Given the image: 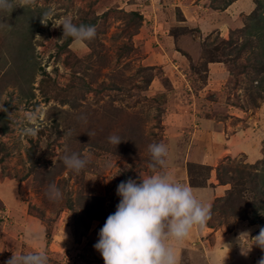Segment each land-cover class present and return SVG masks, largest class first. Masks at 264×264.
Returning <instances> with one entry per match:
<instances>
[{
  "label": "rangeland",
  "instance_id": "rangeland-1",
  "mask_svg": "<svg viewBox=\"0 0 264 264\" xmlns=\"http://www.w3.org/2000/svg\"><path fill=\"white\" fill-rule=\"evenodd\" d=\"M162 1L38 0L34 10L0 12V114L8 113V129L0 130V264L13 251H45L48 264H104L94 248L99 230L116 211L119 183L153 173L152 143L169 152L167 168L156 171L210 207L245 186L247 178L223 183L224 168L264 178V19L257 16L264 0ZM182 2L220 11L204 16L215 25L204 34L184 27L176 7ZM161 8L165 16L151 20ZM237 9L239 24L221 23ZM137 10L144 16L139 26L128 13ZM46 11L50 19L94 25L96 38L82 45L61 39L62 26L41 23ZM171 20L173 39H155V24ZM29 114L42 118L36 137L21 134ZM110 135L121 143L110 144ZM65 152L90 162L74 174L59 160ZM53 183L63 194L58 202L46 195ZM246 187L247 206L221 202L210 228H193L177 248L180 264H214L219 255L223 264H257L264 257L255 245L241 254V239L250 248L264 227L251 219L256 191ZM27 229L39 238H27Z\"/></svg>",
  "mask_w": 264,
  "mask_h": 264
},
{
  "label": "clouds",
  "instance_id": "clouds-1",
  "mask_svg": "<svg viewBox=\"0 0 264 264\" xmlns=\"http://www.w3.org/2000/svg\"><path fill=\"white\" fill-rule=\"evenodd\" d=\"M16 7L34 10L38 0H0V12H12ZM51 16L50 11L43 12L41 23L47 26L52 21L53 28L62 26L61 39L71 37L82 45L96 38L94 25H78L70 17L57 20L50 19ZM41 119L39 114L26 115L21 134L36 137L41 130L38 123ZM108 141L118 146L122 139L110 135ZM149 153L153 173L141 176L140 182L129 178L119 183L116 194L120 201L116 211L107 217L99 230V240L94 248L101 254L104 264H180L177 248L189 238L194 227L202 230L211 217V207L198 199L190 187L175 181L166 171H156L157 166L167 168L169 152L166 145L152 143ZM59 160L74 174H79L90 162L86 155L77 152L61 153ZM46 195L57 202L63 198L54 183L48 186ZM25 236L39 238V234L31 229L25 231ZM251 240V247L245 249L241 239L242 255L247 256L253 245L264 251V227ZM48 261L45 251L24 254L13 251L5 264H48ZM257 264H264V257Z\"/></svg>",
  "mask_w": 264,
  "mask_h": 264
},
{
  "label": "trees",
  "instance_id": "trees-1",
  "mask_svg": "<svg viewBox=\"0 0 264 264\" xmlns=\"http://www.w3.org/2000/svg\"><path fill=\"white\" fill-rule=\"evenodd\" d=\"M129 15H131V19H130V23L133 22L134 20L136 21L137 26L141 25L144 19V16L141 12L137 11H131L128 12ZM264 12H261L259 14H257L258 17H260L259 19H264V16L261 17V15ZM134 18V19H133ZM133 19V20H132ZM36 25V23H35ZM69 39H72L71 37H69ZM23 41H21L19 43V46H22ZM91 48L94 50V46L91 45ZM21 50V48H20ZM212 61V60H209ZM8 119V113L7 110H4L2 114H0V130L1 131H6L8 129V124L5 122V120ZM31 158H32V153H31ZM35 164V163H34ZM192 164V165H191ZM191 168L192 167H197L198 164L196 163H191ZM201 165V164H200ZM230 169L231 168H224V173H222L220 171L219 175V179H221V181H223V183H231L233 181V179L235 180L236 177H238L239 179H246L245 181V186L243 188H237L236 191L229 193L227 196H222L216 199V201L214 202V204L211 207V211H216L218 208L220 209V203L221 202H226L225 206H231V207H236L239 204H242L244 202V194H242L243 189H248L246 186L248 184L251 183V185L253 186V189L256 191L255 195H254V199L251 200L252 202L250 203V205L252 204V206L255 208L256 212H254V214L252 215L251 219L253 220L254 223H259V224H264V219L260 217V211L264 212V178L260 175V174H247L246 172H243L244 170L242 168L240 169H234V171H236L237 175L236 176H232V174H230ZM230 171V172H229ZM189 173L191 174V171L189 169ZM193 175V174H191ZM261 176V179L258 180V177ZM239 183H241V181H239L237 184V187L239 186ZM192 185L194 186H199V184L193 182ZM236 187V186H235ZM233 194H237V196L233 197ZM235 198V199H234ZM94 204L95 202L99 203V199H94L93 200ZM99 205H102V203H100ZM244 205L247 206V204L244 202ZM99 214H101V212H99L97 214V216L99 217ZM210 221V219H209ZM210 224V222H209ZM211 225V224H210Z\"/></svg>",
  "mask_w": 264,
  "mask_h": 264
},
{
  "label": "crops",
  "instance_id": "crops-1",
  "mask_svg": "<svg viewBox=\"0 0 264 264\" xmlns=\"http://www.w3.org/2000/svg\"><path fill=\"white\" fill-rule=\"evenodd\" d=\"M156 2H159L160 3L159 5H161V6L166 3V2H163L162 0H156ZM193 3L188 4V2H182L181 4H176V7H178L182 11L183 16H185L184 20L183 19H179L178 21H180V23H185V25H183L184 27L188 26V28H190V29L198 28V30H197L198 34H204L203 31L205 29H208L209 27H213L215 25L214 21L213 22L211 21L212 19H207L204 16L220 15V13H218L220 11L212 10L211 13H209L207 11V10H209L208 7H203L200 3H197V4H193ZM227 11H229V7L224 9L221 12H222V14H224V12L226 13ZM165 12H166V10L163 9V8H161V10L158 9L157 15L154 16L155 18L152 17L151 20L165 16ZM158 13H159L160 17L158 15ZM208 13H209V15H208ZM242 13H243L242 10L237 9L236 13H233L234 17L231 18L230 21L221 22V23H224V24L226 23L228 25H237V24H239V22H241V19H242V16H243ZM182 21H184V22H182ZM174 22L175 21L171 20V22H168V21L164 22L163 21L162 23L155 24L154 33H153L154 34V38L155 39H165V38L166 39H170V38L173 39L172 38L171 29L175 25ZM176 26H179V25H176ZM217 188H219V187H217ZM204 227L210 228V227L207 226V223H206V226H204ZM224 246L226 248L227 244H224ZM222 250L223 249H219L218 250L219 253ZM224 253H226V252H224ZM213 260H214V264H223V263H225L224 261L226 260V257H224V255L223 256L219 255V258L216 257V259H213ZM103 261L104 260H101L99 262H103Z\"/></svg>",
  "mask_w": 264,
  "mask_h": 264
}]
</instances>
